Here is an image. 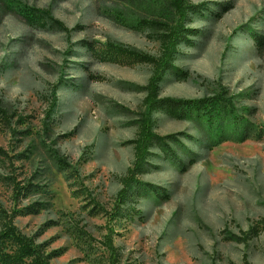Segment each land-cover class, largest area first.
I'll return each mask as SVG.
<instances>
[{
  "label": "rangeland",
  "instance_id": "374dc122",
  "mask_svg": "<svg viewBox=\"0 0 264 264\" xmlns=\"http://www.w3.org/2000/svg\"><path fill=\"white\" fill-rule=\"evenodd\" d=\"M188 2L204 8L190 17L196 33L179 46L160 98L223 92L254 131L208 148L198 124L156 114L155 133L177 136L180 144H169L186 167L150 150L142 185L114 222V246L120 264H264V136L256 134L264 0ZM27 7L67 31L25 23L15 8ZM166 8L165 0H0V209L16 213L13 224L52 264H108L105 212L132 164L129 142L152 73L108 45L159 57L161 31L143 22L164 21ZM54 85L57 108L45 121ZM11 179L24 188L16 201ZM251 226L258 233L247 244L234 239Z\"/></svg>",
  "mask_w": 264,
  "mask_h": 264
},
{
  "label": "trees",
  "instance_id": "16d2710c",
  "mask_svg": "<svg viewBox=\"0 0 264 264\" xmlns=\"http://www.w3.org/2000/svg\"><path fill=\"white\" fill-rule=\"evenodd\" d=\"M165 3H167V8L162 11L161 15L164 21L143 22V24L152 25L161 31V54L159 57L154 58L148 54L145 55L132 49L126 50L113 44L108 45L109 51L125 58L127 62H147L152 66V73L144 86L145 97L137 119L136 138L129 142V144H133V161L121 180V189L116 193L112 209L105 212L107 226L102 246L107 252L108 264H120V255L112 238L115 232L114 222L121 216L134 188L142 185L138 178L146 171L151 156L150 150L154 147L157 148L164 158L178 170H184L186 167L184 160H181L169 144H180L177 136H160L155 133L156 120L154 116L156 114H165L175 120L198 124L199 128L203 130L208 148H213L223 142L245 141L254 131L251 122L239 114L233 101L225 98L223 92L211 97L197 98V100L160 98L159 85L166 74L173 70L179 46L189 43L190 38L196 33L190 28V17L200 13L204 8L202 4L193 5L188 0H165ZM15 12L27 24L45 27L50 23L52 26L67 31L63 23L52 19L48 11L27 7L15 8ZM58 87L54 85L51 88L45 121L51 118L57 108ZM256 134L258 137L264 136V126L260 127ZM187 153L193 155L188 151ZM54 154L60 165L66 164V160L61 159L55 152ZM0 155L6 156L1 148ZM193 163L194 160H189L187 164L192 165ZM11 180L13 199L16 201L24 188L19 186L16 180ZM146 187L155 190L153 186ZM15 216V212L8 213L0 209V264H52L51 256L46 254L44 246L38 244L33 238L22 234L16 228L13 224ZM257 233V227L251 226L250 229L241 233L242 237H234V239L245 245ZM243 264H248L246 257L243 259Z\"/></svg>",
  "mask_w": 264,
  "mask_h": 264
}]
</instances>
